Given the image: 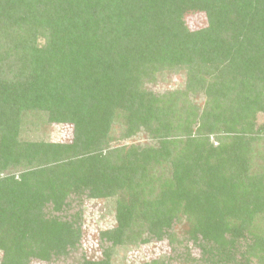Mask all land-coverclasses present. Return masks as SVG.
<instances>
[{"label":"trees","instance_id":"trees-1","mask_svg":"<svg viewBox=\"0 0 264 264\" xmlns=\"http://www.w3.org/2000/svg\"><path fill=\"white\" fill-rule=\"evenodd\" d=\"M50 126L73 141L31 139ZM140 133L152 142L119 145ZM100 200L102 258L73 264L177 251L184 219L203 263L264 264V0H0V264L82 249Z\"/></svg>","mask_w":264,"mask_h":264},{"label":"rangeland","instance_id":"rangeland-1","mask_svg":"<svg viewBox=\"0 0 264 264\" xmlns=\"http://www.w3.org/2000/svg\"><path fill=\"white\" fill-rule=\"evenodd\" d=\"M187 24L192 31L203 29L204 27H206L205 15L190 14L187 17ZM182 80L183 77L169 76L166 80L167 81L166 83L163 82L162 80H159L158 83L156 84H149L147 89L157 94L159 93V91H167L172 89L173 87L181 83ZM197 104L200 107L203 106L202 97H198ZM45 131L46 134L40 135V133H37V135L35 136L31 132L30 137L31 139L45 138L54 142H64V143L65 142L71 143L74 138L73 130L69 127L50 126L46 128ZM211 139H212L211 141L214 142L215 145H217L214 139L213 138ZM146 141L152 142L146 133H140L130 140L121 141L119 145L143 144L146 143ZM116 145L117 144H113V146ZM259 164H261V162H259L254 166L256 170H259L258 167ZM70 204L71 206L67 210L66 214L75 216V214L79 213L80 211V207H79L80 204L79 203L77 204L76 201ZM84 208H87V211L85 216L83 215L84 229H83V240L81 246L83 250L79 249L76 252H72L69 257L57 259L55 260V262H53V264H73L80 259V256L83 253V251L87 252V256L92 260H96V261L101 260L103 245L101 240L99 239V232L105 231L106 229H109L110 227L114 226V218L112 217L113 214L110 213L113 211V207L111 206V204L106 203L104 200H100L97 202L95 201L85 202ZM105 213H107L108 216H104ZM174 231L182 242L183 240H186V242H184V246L186 245V247L178 248L177 251H174L170 247L167 241L155 242L149 245H142L140 248L134 250L133 249L131 250V248L125 251L120 250V252H118L115 255V261L120 264H138V263L140 264V263H149L152 260H158V259L160 260L161 258V260H168L169 262L170 260H173L171 261L172 264H206L201 261V256H202L201 249L197 245H195L194 242L187 240L188 226L185 219L175 225ZM180 247H183V245H181ZM186 251L189 253L188 262H186L185 260ZM176 253L179 256L176 255ZM32 264H48V263L34 260Z\"/></svg>","mask_w":264,"mask_h":264}]
</instances>
